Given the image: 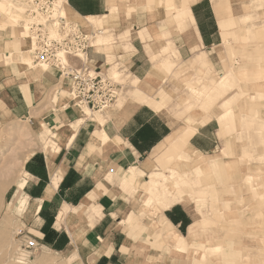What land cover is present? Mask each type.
Masks as SVG:
<instances>
[{"label": "rangeland", "instance_id": "rangeland-1", "mask_svg": "<svg viewBox=\"0 0 264 264\" xmlns=\"http://www.w3.org/2000/svg\"><path fill=\"white\" fill-rule=\"evenodd\" d=\"M55 1L57 2V0H54V3H56ZM126 1L144 4L148 11L155 12L154 16L151 15L149 17L151 13H148L146 9H142L146 13L148 23L135 27L134 25L132 26L134 21L131 19V25L128 26L130 31L132 29H140L136 36L142 41H144L142 28L144 30L145 27L153 28L157 26L153 28V31L156 32V35H154L156 40L149 41L155 45L152 52L158 53L157 50L161 48L158 42L163 39V33L159 28L170 26L169 38L175 32L180 33L177 31L179 29L177 22L171 18L170 14L171 11L176 10L175 6L170 7V5L174 4V2L179 3L178 1L180 0H162L161 3L169 5L168 8L163 9L165 13L163 12L162 16H157L158 11L154 9V4H149L146 0H119L118 9L124 15L126 14L132 18L135 11L134 7L132 6L129 10H125ZM203 1L209 4L207 6L208 9L205 8L201 12L203 20L208 24L212 20L218 23V25L214 24L211 27L213 34H217L215 38L216 45L211 53L214 62L213 70L206 71L210 73H204L203 67H198L200 69L196 70L197 62L193 61L194 59H188L189 57H179L178 60L173 42L169 49L167 48L158 53L159 55L156 57V62L159 61L158 59L162 61L163 58L169 57L173 65L168 70L165 65L159 62L154 75L157 77L158 71H160L163 77L161 78L162 81L157 82L156 80L153 87L148 86L144 80L136 87L132 86L131 78L133 76L128 72L125 58L115 55L119 51L118 44L120 42L133 38L132 31H125L124 26L119 28L108 26L109 24L106 22L109 18L101 19L97 25L93 22L94 20L89 19L92 27L88 25L87 28H84L80 24L81 28L78 25L79 31L90 38V45L91 36H94L93 39L97 38L91 46L105 47L103 51L108 56V60L105 65L100 67L102 75L115 81L118 84L117 89L120 90L115 100L116 103L114 101L111 105L112 107L108 108L109 110L99 111L91 109L93 112L92 117H95V114L106 115L120 112L118 107H116L119 100H123L124 106L122 108L125 111L124 108H128L129 105H140L138 99L148 95L149 100L147 103L156 110H161V113H165L169 122L174 121L172 125H175V129L182 124L181 120L183 117L191 115L192 111H201L199 102H196L197 92L203 91L205 84H208L209 88L214 86V89L207 90L208 92L204 93L202 98L207 94L214 95L218 93L216 97L218 105H222L224 97L226 98V104L222 110L228 109V114L221 119L215 117V120L219 126L218 130L222 129L220 132L218 131L219 137H226L227 142L224 143L225 141H223L220 148L210 154L208 158L217 157L221 161H228L229 167H227L229 169L227 168L223 173L224 175L221 174L220 176L219 174L220 177L215 182L214 193H211L206 182H203L204 173L194 172L196 179L191 183L193 195L201 197L204 200V205L201 206L203 218H200L203 220H199V223L193 229L196 233L191 240L198 239L200 242L195 240L197 242L196 245L200 243L201 246L203 245L202 241L206 242L208 239L212 240L210 242L211 245L220 244L219 251L205 248V256L199 260V264H264V125L257 122L260 120L264 121V112L260 113V110H264V0ZM242 1L246 2L250 8L247 10L242 9L239 6ZM0 2L10 4V11L6 8L0 9V21L5 20V23H3L5 26L0 28V38L2 40V36H8L11 30L17 44L13 50L6 49L4 53L22 51L23 46L31 45L30 35L26 38H22L19 35L21 27L19 25L24 22L23 18L25 20L33 18V15L29 13L30 3L28 4V2L30 0H0ZM193 2L195 0H183V8ZM18 6H23V12L21 15L17 14L18 18H22L19 19L16 26L10 23L12 21L10 17L16 14L14 8ZM244 15H249V17L245 18ZM70 20L76 21V24L80 23L74 18ZM151 21H154V23H151ZM219 23H222V25ZM99 29L106 34H111V41H114V43L109 46L103 45V41L98 40L99 35H97L98 37L96 36ZM58 32L60 31L57 30ZM33 48V45L30 46V55L35 64L37 62L32 55ZM114 51L116 52L113 53ZM4 53L0 49L1 59ZM61 57L63 58L62 60L66 59L64 54H61ZM80 59L86 65H89L86 57H81ZM73 60L78 64H82L77 58H73ZM114 63H117L116 67L119 75L113 78L111 77L113 73L108 67ZM8 65L17 66L18 61L8 59L4 63L3 68L6 76L9 75ZM38 66L40 65L33 69L39 71ZM120 66L123 72L120 70ZM90 67L93 68L92 66ZM55 72L57 71L54 70V74ZM23 74L20 73L19 76ZM56 76V80H53L51 84L46 83V81L43 83L44 87L40 91L41 99H38L36 106L33 105L31 108L30 116L15 118L4 115L3 109L5 107L2 104L3 98L0 95V264H79L87 253L81 242L76 251L71 253L74 258H69L70 254L66 251L69 246L64 249L52 247L57 245L56 236L52 234L48 236L50 232L49 230L47 232L43 230V222L37 218V215L34 216L29 211V206L35 199L30 196L28 191L36 180L25 172L26 158L37 151H42L45 154L54 153L64 147L66 140V138H62V140L58 141L51 139V135H46L39 125V121H42V119L36 112L48 110L49 108L43 110L46 105H51L54 108L56 105L58 109L61 104L66 103V105H69V110H72L76 117L82 116L79 111L81 108L72 106L67 89L63 81L59 79L58 72ZM220 76H224V78L220 79ZM228 76L231 79L230 85H226L224 89L222 87L221 89H215L218 83L222 81L228 82ZM3 77L4 73L0 69V82ZM123 77H125V80ZM41 81L44 80L42 79ZM56 92H58V98L57 101H54L53 95ZM185 95H189V99L183 103L182 98H185ZM260 102H263V104H260ZM189 104L191 106L187 110L186 107ZM168 113H171V115ZM207 114L212 115L210 112ZM247 115L259 116L260 120L256 121L253 118H246ZM88 119H90L89 116ZM62 123L46 126L51 131H56L58 128L63 127ZM187 128L190 129V127ZM186 153L193 159L199 157V153L191 148L190 145L187 146ZM155 155L154 160L157 165V171L163 170L161 161L170 159V163L166 165L173 167L177 174H181L183 177L190 176L188 171L190 166L188 164L184 166V159L180 156V153L174 154L171 152L170 143L167 141L158 149ZM175 162L178 163L174 165ZM170 173L168 170L167 175ZM104 175L108 176L107 174ZM143 178L149 179V176ZM105 185L107 188L110 187L108 184ZM118 189L123 201H128L121 207L126 212L125 218L121 215L117 216V219L123 218L124 221V224L118 227L121 230L127 227L128 218L133 217V221L136 222L133 227H129V232L134 236V242L140 243L146 238H153L156 234L155 230L153 231L150 226L153 214H148L146 211L141 215L137 208V206H142L141 204L146 194L143 195L144 193L141 190H133L131 186L125 188L119 186ZM213 200H215V203H213ZM23 201L26 202L23 207H20ZM202 223L206 224L201 225ZM55 227L58 231L63 230L61 226L55 225ZM179 229L180 233L186 234V227L182 226ZM122 231L126 230L123 229ZM74 242L78 243L76 240ZM206 244L200 251L204 250V247L207 246ZM146 252V254L150 253V251ZM167 252L164 248H154L151 249V253L159 255L156 260L148 255L147 257L145 254L138 257H142V264H168L165 261L167 260ZM186 264L190 263L186 262Z\"/></svg>", "mask_w": 264, "mask_h": 264}, {"label": "crops", "instance_id": "crops-1", "mask_svg": "<svg viewBox=\"0 0 264 264\" xmlns=\"http://www.w3.org/2000/svg\"><path fill=\"white\" fill-rule=\"evenodd\" d=\"M161 1L153 0V6L161 9L168 8L169 5H164ZM178 2H174L170 7H176L177 4H180V7L183 8V0ZM64 3L70 9V13L83 17L107 15L109 8L115 6L117 8L115 17L109 18L106 23L109 24L108 26L116 28L124 26L125 31H130L128 26L131 25V19L134 21L132 26L135 27L148 23L146 13L142 10H147L145 5L132 3V1L126 3L125 9L129 10L132 6L134 7L135 11L132 18L126 14L124 15L118 9L119 0H65ZM208 5L203 0L189 3L185 7V9H188L190 16L188 21L189 37L186 38L187 35L177 32L171 36L178 60L179 57L194 59L193 61L197 62L196 70L200 69L198 67H203L204 73L210 69L213 70L214 62L211 53L216 45L215 38L217 34H213L211 27L214 24L218 25L212 19V21H209L210 25L203 20L201 12L205 8L208 9ZM147 12L150 11L147 10ZM150 13L149 17L155 15L154 11ZM151 23H154V21H151ZM153 28L145 27L144 30L142 28L144 41L136 36L140 29H132L133 38L120 42L118 44L119 51L115 54L125 58L128 72L132 76L139 78L141 81L144 80L148 86L152 87L156 80L157 82L162 81L161 78L163 77L158 70L157 77L152 73L156 59L155 61L150 60L144 48L145 42L156 40L154 38L156 32L153 31ZM159 30L170 31L171 29L170 26H162ZM15 46L17 44L10 30L8 36H2L0 49L4 53L6 49L13 50ZM103 50H105V47L102 46L88 48L86 52L87 63L92 67L105 65L108 56ZM160 51L161 48L157 50V52ZM158 60V65L159 62L163 63L160 59ZM0 69L4 73V77L0 82V95L3 98L2 104L5 107L3 114L15 118L30 116L31 108L33 105L36 106L38 99H41L40 91L44 87L43 83L46 81V83L51 84L57 77V72L54 74L56 69L51 66L43 71L36 81H28L26 72L19 65H8L9 75L7 76L4 68L1 67ZM20 73L24 74L19 76ZM42 79L44 81H41ZM46 108L49 109L44 110ZM59 108L57 109L56 105L55 108L46 105L43 107V112L39 110L36 113L45 125L49 126L74 121L79 117H76L72 110H69V105L63 110ZM128 108H131V105ZM159 111L148 103H143L137 105L128 115L124 113V118L121 112L116 113L113 117H108L102 126L93 119H86L78 128L69 145H67L66 138L64 147L58 151L50 154L37 151L26 158L25 172L36 180L28 193L35 201L41 200L37 218L43 222V230L45 232L49 230L50 234L48 236H51V234L56 236L57 245L52 247L64 249L69 246L66 251L70 254L69 258H74L71 253L76 251L81 242L87 253L79 264H142V258L138 256L131 257V261L128 263L130 256L122 250L126 239L131 240L134 244H138V242H134V236L129 232V228L122 231L118 227L119 222L126 216V212L121 207L128 201H123L122 197H119L114 190L119 187L118 180L123 170L132 165L141 166L150 157L154 148L172 133L175 125L169 122L165 113ZM186 120H189L191 126L194 127L195 131L189 138V144L197 153L210 155L217 151L222 142L226 140V137H219V126L212 115L206 113L197 119H191L188 115L183 117L181 123L184 124ZM100 129L109 139L117 140L118 138L117 148L112 147L107 150L91 142L94 133L97 130V132H100ZM145 155L147 156L144 157ZM100 168H103V173L100 172ZM58 170L63 171L60 180L57 186L50 191L51 175ZM107 170L110 172L109 176L104 175L103 177ZM105 183L110 187L106 188ZM79 206L99 208L100 215L73 213L72 208H78ZM61 210H64V212L60 217H57ZM119 215L123 218L117 219ZM164 216L178 231H180L179 227L184 226L186 227L185 232H187V228L192 223L191 216L179 204L164 211ZM57 224L63 230L58 231L55 227ZM84 228H86L85 234L78 243H75V232Z\"/></svg>", "mask_w": 264, "mask_h": 264}, {"label": "bare ground", "instance_id": "bare-ground-1", "mask_svg": "<svg viewBox=\"0 0 264 264\" xmlns=\"http://www.w3.org/2000/svg\"><path fill=\"white\" fill-rule=\"evenodd\" d=\"M146 1L149 4L153 3V0H146ZM64 2H65V0H57V2L54 4L52 16L56 17L57 15H59L58 17H62L65 19L66 24L74 22V21L70 20L71 18L77 19L80 22L79 24H76L75 23L76 21L74 22V25H77V27H78V25L81 28H82V26L84 28H87L88 25L90 27H92L90 22H89V19L94 20L93 22L96 23V25H97V23H99L101 21V19L103 20L105 18H114L116 15V7L113 6V7L109 8L107 15H103V16L101 15V17H95V16L83 17V16H80L78 14L70 13V9L66 6V4ZM29 3L30 2H28V4ZM239 6L244 10H247L250 8L249 6H247V3L244 1L240 2ZM22 7H20V6L15 7L14 11L16 14H14L13 16L10 14L12 16V17H10L12 20V21H10V23H13L12 25L17 26L19 19L22 18V17L21 18L17 17V14L21 15V13L23 12ZM4 8H6L10 11V4L0 2V9L3 10ZM154 9H156L158 11L157 16H162V14L164 12L163 9L156 8V7H154ZM11 13H13V12H11ZM4 14H6V13L4 12ZM170 14H171V18L177 22V27L179 28V29H177V31L180 33H183L184 35H187L186 38L189 37L190 28H189L188 21H189L190 16H189L188 9L187 8L186 9L181 8L180 5L178 6V4H177L176 10H174L173 12L171 11ZM244 17L248 18L249 15H244ZM40 18L43 21V17H40L38 15L36 17H33L31 19H28V20H25L23 18L24 22L23 23L21 22L22 24L19 25V26H21L19 29V35H21L22 38L28 37L30 35L29 34L30 23L34 22L35 19H37V21H39ZM32 20H34V21H32ZM4 21H5L4 19L0 21V28L5 26L3 24V23H5ZM161 32L163 33V39L160 42H158L159 45L161 46L160 52L164 51L167 48L169 49L173 43L171 38H169V31H161ZM97 35H99L98 40L103 41V43H104L103 45L109 46L112 44V41H111L112 35L111 34H106L103 31H100V29H99V32L96 34V36ZM59 36H61V35L59 32L57 33V30H55V29L51 30L50 29L49 35H48L49 38L58 39L57 37H59ZM93 37L94 36H91V45H93V42L96 41V39H97L96 37H95L96 39H93ZM143 38H144V34H143ZM30 43H31V45L29 44V46H27V47L23 46L22 51H18L15 53H13V52L4 53L3 58L2 59L0 58V68L4 66V63L8 59H12L14 61H18V65L23 66L22 68L26 72L28 81L38 80L40 77V74L43 71H45L46 69H48L49 66L45 62L44 63H35V64L33 63L32 56L30 55V52H31L30 46H32V45L34 46V41L32 38H30ZM0 44H1V38H0ZM144 48H145L147 55L149 56V59L152 61H155L156 57L159 55L158 53H160V52H158V53L152 52V50L155 48L154 43H152V42L144 43ZM61 54H63V53L59 52L58 56L61 57ZM79 56H80V58H81V56L85 58L84 54L83 55L79 54ZM162 61H163L162 64L165 65V67L168 68V70L173 65V62L170 61L169 57H166ZM36 64L40 65V66H38L39 71H35L33 69L34 67L37 66ZM157 65H158V62L155 61L154 69L152 70L153 74L156 71ZM116 66H117V63H114L108 67V69L111 70V73H113V76L111 75V77H113V78L117 77V75H119V71H117ZM120 70L122 71V67ZM124 78L125 77H123V79ZM223 78H224V76H220V79H223ZM230 80L231 79L228 76V82L222 81V82L218 83L215 86V89L216 88L221 89V87L224 89L226 85H230ZM140 82H141V80L135 76H133L131 78V83H132L131 85L134 87H136ZM212 88L214 89V86H210V88H209L208 84H205V86L203 87V91L201 90V91L197 92L196 102H199V106L201 107V111L200 112L192 111L191 115H189L191 117V119L192 118L197 119L200 116H202L206 113H209V112L212 114V116L220 118V119L226 117V115L228 114V109L222 110L226 104V102H225L226 98L225 97H224L222 105H218L216 102V97H217L218 93H216L214 95L207 94L204 98H202L204 96V93H207L208 92L207 90H211ZM138 95H140V94H138ZM135 96H136V93H135ZM147 96L148 95L139 98L138 99L139 103L140 104L147 103L149 100V98ZM57 98H58V92H56L53 95L54 101H57ZM188 99H189V95H185V98H182V102L184 103ZM115 103H116V101H115ZM260 104H263V102H260ZM116 105H117L116 107H118V109L120 110L123 118H124V115H123L124 113L126 115H128L134 108L137 107V105H133V106H131V108H128V109L124 108L125 109V111H124L122 108L124 106L123 100H119ZM66 106H67L66 103H63L59 106L60 107L59 109L63 110ZM190 106H191V104L187 105V107H186L187 110L190 108ZM107 110H109V109H107ZM79 111L82 115L81 117L77 118L75 121L66 122L65 124H62L63 127L58 128L56 131H51L50 128H48L43 121H40L39 125H40V127H42V129L46 135H49V136L51 135V139H56V140L60 141V140H62V138H67V145H69L72 142L73 138L75 137L78 128L86 121V119H88V116L90 117V119L95 120L96 122H98L99 125L102 126L108 117H113L116 113H118V112L113 113V114L108 113L106 115L95 114V117H92L93 112L86 107H82ZM262 112H264V110H260V113H262ZM168 114L171 115V113H168ZM246 118H253L256 121L258 119L260 120V117L259 116L257 117L256 115H254V117L247 115ZM257 122L264 125V121L262 122L260 120ZM170 123L173 124L174 121H170ZM187 127H190V129ZM220 130H222V129L220 128L218 131L220 132ZM97 131L95 133L93 132L94 135L91 138L92 143L100 145V146H102V148L107 149V150L109 148H112V147H114V148L118 147V143H119L118 138H117V140L116 139H109L107 137V135L103 132L102 129H100V132H97ZM194 131H195L194 127L191 126L189 120H186L184 122V124H181L178 127H176L175 129H173L172 133L162 143L158 144L154 148V150L150 154V157L147 158V160L144 161L141 164V166H139V167L136 165L129 166L128 168L123 170L122 175L119 178L118 181H119L120 187L122 186L123 188H125L127 186H131L133 188V190H137V191L141 190L144 193L143 195L146 194L145 198L143 197L144 200L141 204L142 206H140L141 208L139 206H137V208L139 209L141 215H143L146 211L148 212V214L149 213L153 214V218L151 219L152 223L150 224V226L152 227L153 231L155 230V233H156L153 238L144 239V240L140 241V243H138V244H134L129 239L125 240L123 247H122V250L124 252H126L128 254V256H130L129 261H131L130 260L131 257L140 256L142 254H145L146 256L148 255L151 258L153 257L156 260V258H158L159 255H153L151 253V249H154V248H160V249L162 248L163 249L164 248L168 251L166 253L167 260H165L166 262H168V264L169 263L170 264H186V262H189L190 264H199V260H201L205 256V248L208 250L219 251L220 244L216 243V244L211 245L210 242H212V240H210V239H208L206 242L203 240L202 246L200 245V243H199V245H196V243H197V242H195L196 239L191 240V238L194 237L195 233H196L195 231H193V229L199 223V220H203L200 218H203L201 206L204 205V200L201 197H197V196L193 195V187H192L191 183L193 182L194 179H196L194 172H202V173H204L205 178H206V179L203 178V182H206V184L209 187V191L211 193H214L215 182L219 179L221 174H223L227 170V168L229 167L228 161H221L217 157L209 159L208 158L209 155H203V154H199V157H197L196 159L191 158L190 155H188V153H186V149H187V146L190 145L189 144V138L193 134ZM166 141L168 143H170L171 152H173L174 154L180 153V156H182V158L184 159L183 160L184 166H186V164H188L190 166V168L188 169V171L190 172L189 173L190 176L183 177V175L177 174V172L175 171V169L173 167H169L168 165H166L167 163H170V159H164L163 161L160 162L161 166L163 167L162 171L159 172L156 170L157 165H156L155 160H154V156H156L155 153L158 151V149H160V147ZM226 142L227 141L225 140V143ZM190 147H191V145H190ZM177 163L178 162H175L174 165H176ZM168 170L171 172L169 175H167ZM102 171H103V168H100V172H102ZM62 172H63L62 170H58L51 175L50 189H49L50 191L57 186V183L60 180ZM109 173L110 172L107 170L104 174H107L109 176ZM219 174H220V176H219ZM147 176H149V179L143 178V177H147ZM191 176H193V177H191ZM205 180H207V181H205ZM99 183H100V181H99ZM106 188H107V186H106ZM114 191L119 197H121V195H120L121 193L119 192L118 188ZM25 202L26 201H23L20 207H23ZM213 203H215V200H213ZM40 204H41V200L33 201V203L29 206L30 213L34 214V216L37 215L38 211L40 210ZM177 204L181 205L184 208V210L192 218V223L187 228V232L185 235L180 233L164 216L165 210H168L169 208H171L172 206L177 205ZM189 209H191V211H189ZM64 210H61L58 213L57 217H60L61 214L64 212ZM72 210L74 211L73 213H78V214L84 213L87 215V214L92 213V214L100 215L99 208H95V207L89 208L88 206H79L78 208H72ZM133 220H134L133 217H129L127 220V227L124 226L125 228H122V230L123 229L127 230L130 226L133 227L134 223L136 222ZM122 224H124L123 219L121 220V222H119L118 226L122 225ZM205 224L206 223H202L201 225H205ZM85 232H86V228L75 232L74 239L79 242L81 240V238L83 237V235L85 234ZM196 241H199V240L197 239ZM205 244L207 246L204 247V250L200 251ZM146 251H150V253L146 254L147 253ZM162 264H165V263H162Z\"/></svg>", "mask_w": 264, "mask_h": 264}, {"label": "built area", "instance_id": "built-area-1", "mask_svg": "<svg viewBox=\"0 0 264 264\" xmlns=\"http://www.w3.org/2000/svg\"><path fill=\"white\" fill-rule=\"evenodd\" d=\"M54 4V0H30L29 13L33 17H43V21H34L29 25L30 38L34 41V60L56 69L73 107L99 111L108 109L120 92L118 84L102 75L100 67L91 68L80 59L79 54H84L87 59L86 52L92 47L90 38L82 34L74 23L66 24L59 15L53 17ZM50 29L60 31L61 36L58 39L49 38ZM59 52L66 56L64 61L58 56ZM73 58L82 64L74 62Z\"/></svg>", "mask_w": 264, "mask_h": 264}, {"label": "snow or ice", "instance_id": "snow-or-ice-1", "mask_svg": "<svg viewBox=\"0 0 264 264\" xmlns=\"http://www.w3.org/2000/svg\"><path fill=\"white\" fill-rule=\"evenodd\" d=\"M189 211H191V209H189Z\"/></svg>", "mask_w": 264, "mask_h": 264}]
</instances>
